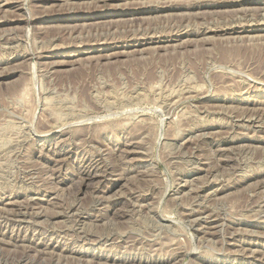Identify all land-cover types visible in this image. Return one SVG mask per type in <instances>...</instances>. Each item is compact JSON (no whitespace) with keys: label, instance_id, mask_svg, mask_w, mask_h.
<instances>
[{"label":"rangeland","instance_id":"rangeland-1","mask_svg":"<svg viewBox=\"0 0 264 264\" xmlns=\"http://www.w3.org/2000/svg\"><path fill=\"white\" fill-rule=\"evenodd\" d=\"M0 264H264V0H0Z\"/></svg>","mask_w":264,"mask_h":264},{"label":"bare ground","instance_id":"bare-ground-1","mask_svg":"<svg viewBox=\"0 0 264 264\" xmlns=\"http://www.w3.org/2000/svg\"><path fill=\"white\" fill-rule=\"evenodd\" d=\"M71 9V8H70ZM7 18V17H6ZM261 20V19H260ZM263 20V19H262ZM241 23V22H240ZM260 24V23H259ZM248 25V24H247ZM235 26V25H234ZM259 26V25H258ZM257 27V26H256ZM225 28V27H224ZM212 29V28H211ZM218 29V28H217ZM238 29V28H237ZM258 29H253V27H245L244 25H241V30H236V27H226L225 29L216 30V31H224L225 33H237L238 35L241 33H251L253 31H257ZM206 32V31H203ZM215 32V31H214ZM224 33V34H225ZM185 34V33H184ZM146 35V34H145ZM237 35V36H238ZM250 35V34H249ZM248 37V36H247ZM80 118V117H79ZM245 120V119H244ZM230 131V130H229ZM254 133V132H253ZM257 161V160H256ZM262 164V163H261ZM89 171V169H88ZM83 173V172H82ZM80 198V197H79ZM192 221V220H191ZM79 226V225H78ZM125 262V261H124Z\"/></svg>","mask_w":264,"mask_h":264}]
</instances>
